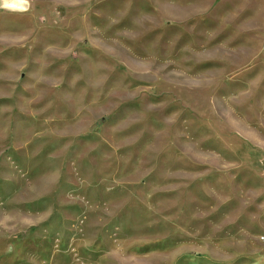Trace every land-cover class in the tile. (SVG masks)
Here are the masks:
<instances>
[{
  "label": "rangeland",
  "instance_id": "rangeland-1",
  "mask_svg": "<svg viewBox=\"0 0 264 264\" xmlns=\"http://www.w3.org/2000/svg\"><path fill=\"white\" fill-rule=\"evenodd\" d=\"M0 264H264V0H0Z\"/></svg>",
  "mask_w": 264,
  "mask_h": 264
}]
</instances>
